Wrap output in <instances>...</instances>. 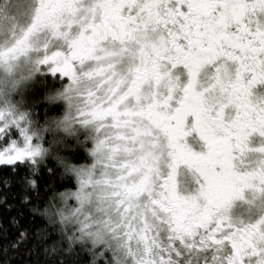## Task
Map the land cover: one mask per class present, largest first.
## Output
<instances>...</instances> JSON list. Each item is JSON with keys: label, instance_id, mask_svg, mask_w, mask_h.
Listing matches in <instances>:
<instances>
[{"label": "flooded vegetation", "instance_id": "obj_1", "mask_svg": "<svg viewBox=\"0 0 264 264\" xmlns=\"http://www.w3.org/2000/svg\"><path fill=\"white\" fill-rule=\"evenodd\" d=\"M28 1L0 0V18L24 22ZM35 4L33 23L57 26L78 79L125 74L120 118L158 159L156 187H175L170 211L193 228L194 255L264 264V0ZM162 226L169 249L189 247Z\"/></svg>", "mask_w": 264, "mask_h": 264}, {"label": "rangeland", "instance_id": "obj_2", "mask_svg": "<svg viewBox=\"0 0 264 264\" xmlns=\"http://www.w3.org/2000/svg\"><path fill=\"white\" fill-rule=\"evenodd\" d=\"M15 4L17 14L20 7ZM35 7V0H29L22 23L0 18V165L41 158L48 151L45 135L52 127L71 136L79 131L86 135L90 162L74 170L76 189L61 202L68 204L72 223L82 233L88 230V240L106 246L113 264H173L178 254H201L202 248L193 247V228L184 225L180 213L170 211L175 187H156L154 171L159 161L148 141L120 118L131 93L125 74L115 69L105 81L78 79L71 58L56 49L57 26L43 22L53 29L47 31L33 23ZM49 75L66 82L53 100L63 102L64 110L55 126H39L26 112L23 100L38 76ZM50 142L55 144L53 136ZM162 195L164 201L159 198ZM162 225L189 247L170 250Z\"/></svg>", "mask_w": 264, "mask_h": 264}, {"label": "trees", "instance_id": "obj_3", "mask_svg": "<svg viewBox=\"0 0 264 264\" xmlns=\"http://www.w3.org/2000/svg\"><path fill=\"white\" fill-rule=\"evenodd\" d=\"M65 84L49 75L28 87L23 104L37 125L55 126L64 103L53 100ZM54 128L45 135L48 151L41 158L0 165V264H113L106 246L88 240V230L72 223L61 202L76 189L74 170L90 162L86 135ZM193 255L178 254L173 264H201L203 255Z\"/></svg>", "mask_w": 264, "mask_h": 264}]
</instances>
